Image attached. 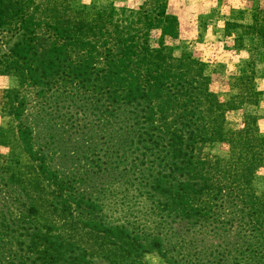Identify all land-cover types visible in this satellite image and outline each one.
<instances>
[{
	"label": "trees",
	"instance_id": "trees-1",
	"mask_svg": "<svg viewBox=\"0 0 264 264\" xmlns=\"http://www.w3.org/2000/svg\"><path fill=\"white\" fill-rule=\"evenodd\" d=\"M177 25L161 0L104 11L0 0V75L18 82L1 91L0 143L14 124L21 151L0 163V264H264L261 117L226 122L257 106L255 73L241 69L243 91L221 101L202 64L167 44ZM32 103L75 135L94 132L81 172L36 148Z\"/></svg>",
	"mask_w": 264,
	"mask_h": 264
},
{
	"label": "rangeland",
	"instance_id": "rangeland-1",
	"mask_svg": "<svg viewBox=\"0 0 264 264\" xmlns=\"http://www.w3.org/2000/svg\"><path fill=\"white\" fill-rule=\"evenodd\" d=\"M147 0H73L77 6H86L95 10L137 9ZM165 2L168 14L177 19V38L166 42L175 55L189 54L200 62L208 77L209 89L223 102L238 95L244 87L235 79L240 70L249 69L255 73L251 86L261 93L257 106H243L241 110L227 114L226 122L231 128H240L243 116L256 114L261 117L260 129L264 132V0H161ZM160 32L153 31L150 42L156 45ZM251 64L250 66H247ZM250 74V73H249ZM257 79H260L259 81ZM262 79V81H261ZM258 81V82H257ZM260 82V83H259ZM16 78L0 75V135L10 123L3 104L1 91L15 89ZM28 111V122L37 126L34 132L36 148H43L47 155L54 154V160L61 168L78 166L79 172L84 166L82 146L94 132L86 130L81 134H73L62 127L58 120L48 122L44 112L36 103ZM85 131V130H84ZM71 134H70V133ZM5 144L0 143V163L10 155L18 152L14 124L6 131ZM95 142L94 139L90 143ZM14 149L11 152V147ZM72 152V153H71ZM76 152V153H75ZM213 152L225 155L227 148L215 145ZM15 154V153H14ZM108 180V175L103 176ZM90 182H100L92 175ZM254 185L264 191V171L256 178ZM146 264H165L157 254L145 256Z\"/></svg>",
	"mask_w": 264,
	"mask_h": 264
},
{
	"label": "crops",
	"instance_id": "crops-1",
	"mask_svg": "<svg viewBox=\"0 0 264 264\" xmlns=\"http://www.w3.org/2000/svg\"><path fill=\"white\" fill-rule=\"evenodd\" d=\"M257 80L259 81L260 79H257ZM258 81H257V82H258ZM261 81H262V79H261ZM259 83H260V82H259ZM263 90H264V88H263ZM262 103H264V95H263V102H262Z\"/></svg>",
	"mask_w": 264,
	"mask_h": 264
}]
</instances>
